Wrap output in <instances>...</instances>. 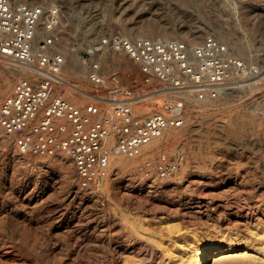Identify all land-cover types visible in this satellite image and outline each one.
<instances>
[{
  "label": "rangeland",
  "instance_id": "rangeland-1",
  "mask_svg": "<svg viewBox=\"0 0 264 264\" xmlns=\"http://www.w3.org/2000/svg\"><path fill=\"white\" fill-rule=\"evenodd\" d=\"M12 1L59 7L53 50L85 73L63 70L64 78L98 97L61 84L54 85L56 95L79 106L93 103L104 117L114 102L139 97L142 112L163 108L182 117L184 127L159 151L126 168L109 166L104 183L99 178L91 190L79 185L71 159L67 172L47 165L53 156L20 153L16 137L1 129L0 264H177L181 244L204 238L264 249V0ZM150 20L166 30L209 32L228 45H244L247 72L234 86L239 93L217 96L207 107L200 102L208 97L168 107L150 100L160 86L145 82L137 63L100 41L120 34L122 22ZM96 42L101 47L93 53ZM94 63L106 78L99 85L89 81ZM20 75L9 78L10 90ZM161 155L181 162L177 172L158 175L154 165ZM146 162L150 166L142 169Z\"/></svg>",
  "mask_w": 264,
  "mask_h": 264
},
{
  "label": "built area",
  "instance_id": "built-area-1",
  "mask_svg": "<svg viewBox=\"0 0 264 264\" xmlns=\"http://www.w3.org/2000/svg\"><path fill=\"white\" fill-rule=\"evenodd\" d=\"M59 20L60 10L55 4L44 7L0 0V63L27 65L36 74L19 76L12 92L0 102V127L6 135L16 137L20 153H66L79 185L91 190L93 183L108 174L115 154L133 156L166 129L183 125L184 119L157 111L136 114L127 101L113 103L110 116L99 118L95 104L79 106L56 95L53 86L63 81L60 73L64 62L63 55L53 50ZM38 29L44 34L34 42ZM100 41L103 48L123 51L137 63L145 82L184 90L196 99L215 98L230 84L239 86L247 72L243 61L211 35L195 49L182 40L133 38L119 33ZM91 68V80L99 82L98 65L94 63ZM63 132L66 134L60 136ZM175 165L161 155L154 166L158 175L165 177ZM148 166L146 162L141 168Z\"/></svg>",
  "mask_w": 264,
  "mask_h": 264
},
{
  "label": "bare ground",
  "instance_id": "bare-ground-1",
  "mask_svg": "<svg viewBox=\"0 0 264 264\" xmlns=\"http://www.w3.org/2000/svg\"><path fill=\"white\" fill-rule=\"evenodd\" d=\"M61 16L62 15L60 12L59 23L61 21ZM40 22H42V19L40 20ZM58 27H59V25H56L55 29H57ZM214 29L215 28L212 27L211 31L218 32L217 31L218 29L215 31H214ZM119 32H120V34H122V33L123 34L124 33L129 34L133 38L148 37V38H153V39H157V40H171V39L182 40V41H185L191 49H195L202 42V40L204 38V34H202V33L193 35V32H192V34H191L192 36H191L189 33H187V31L184 33H180V31L177 32L175 29L174 30L173 29L166 30V29L160 27L157 23H155L154 20L153 21L150 20V21L144 22L140 25H133V26L122 22L121 23V30H119ZM41 33H42V29H38L36 32V36L34 38V42L38 40V38L41 36L40 35ZM209 35H210L209 32L205 33V37L209 36ZM58 40H59V38L55 41L53 47L55 46V44L57 43ZM221 42L224 43L227 46L228 50L231 52V54H233L237 58H240L242 60V58L244 59L245 57H248L246 54V49H245L244 45L236 44V43H232L231 45H228L223 39ZM99 47H101V45L96 42V43L91 45V51H93V53H94V51L97 50ZM233 52H236L237 55ZM116 53H121V54H124L126 56V54L123 51L116 52ZM63 57H64V62H63V65L61 67V73H60V76L63 79V81L56 83V84H61L63 86L69 87L70 89H72L74 91H79V93L83 94L85 97H96L97 96L96 90L82 89L81 86H79V84L77 82L70 83L67 80V78H64L63 70H68L71 73V75H74L75 77H78L79 75L84 77L85 73H84V70H82V68H78L76 66V64H70V63L67 64L65 55H63ZM2 65H5L6 67H8V70L4 71L0 67V97L6 93H7V95H9L12 92L13 87L10 90V79H9L10 77H14L18 73H22V75L23 74H26V75L32 74V77L36 76V74L32 71V69H30V67L27 65H23L20 63H10V62H6V61L2 62ZM126 67H127V65H126ZM97 71H99V69ZM105 79H106L105 77H103L102 79L100 78V81H103V80L105 81ZM89 81L93 82L95 85L100 84V83L98 84V82L92 81L91 79H89ZM56 84H54V85H56ZM234 86L235 85L230 84L228 87L224 88L223 90H220L218 96L222 97L224 99L226 97H231L232 95H233L232 97H235L237 95V93H239V91L236 90V88ZM63 92H65V91L63 90ZM174 95H175V98H177V100H174ZM149 96L151 97L150 100H152L153 98L162 99L164 102V107L173 106L174 104H179L181 101H184V100L186 101V100L192 99V95H190L187 91L169 90V89H164L163 87H161L158 90V92L151 93ZM178 97H180L182 99H179ZM206 98H204V100H206ZM212 99L213 98H209V99L207 98L208 102H200V103H204L203 104L204 107L205 106L207 107L208 105L211 104ZM179 100H180V102H179ZM197 100H202V99H197ZM98 101H102V100L98 99ZM113 101H115V100H113ZM102 102L106 103V104L112 103V102L108 103V102H106V100L105 101L103 100ZM128 102L131 104V107H132L134 113L146 114V113L142 112V110H144L146 108V106H144L142 104L143 99H140L139 97L138 98H132V100H130ZM76 104L78 105L79 103H76ZM96 108H97V106H96ZM156 110H157V112H162V113L165 112L163 110V108H157ZM97 111H98L97 117L100 118V116L103 115V112L101 109L98 110V108H97ZM40 112H41V110H39V114H40ZM61 119L62 118H60V120ZM181 127H184V124L179 126V127H173V128L166 129L160 136H158V137L152 139L150 142L142 145L141 148L138 150V152L136 154H134L133 156H125L123 154H115L112 157L109 166H111L112 164H117V165L121 166L119 168H122V167L126 168V165L133 163L137 159L145 158V157L151 155L152 153L159 151L162 148L164 143L167 144L168 142H170V141L174 140L176 137H178L179 132L176 131L175 129H180ZM1 129L2 128L0 127V131H1ZM64 134H66V133H64V132L60 133V136H62ZM22 154L28 155L29 152L22 153ZM35 155L39 156L41 158H45L46 156H53V158H50V159H52V161H50V162L48 161L47 165H49L52 162L53 165H58L63 170H65V172H67L68 162L70 163V157L66 153H64L62 151H57L54 155H44V156L41 154H35ZM23 156H25V155H23ZM175 164L176 165H175L174 171L177 172L181 162L179 161V162H176ZM106 176L102 177L100 179V180H102L101 182L104 183ZM93 185H94V183L91 185V187ZM222 244H223L222 241L218 243L216 240H211L209 238H204L202 241H199L197 243L192 242V240H188L187 242L181 244V247L184 250H182L181 254L180 255L178 254L179 256H177V264H206L208 260H212V264H264V249L257 250L256 248H254L255 250H253V249H250L249 245H247V244L243 245L242 248H240L239 245L230 244L228 242L223 244V245ZM186 248H189L188 252L185 250Z\"/></svg>",
  "mask_w": 264,
  "mask_h": 264
}]
</instances>
